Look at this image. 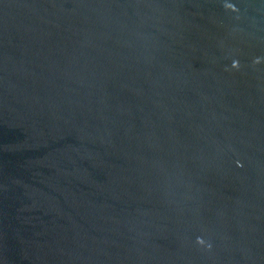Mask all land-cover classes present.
<instances>
[{"label": "water", "instance_id": "1", "mask_svg": "<svg viewBox=\"0 0 264 264\" xmlns=\"http://www.w3.org/2000/svg\"><path fill=\"white\" fill-rule=\"evenodd\" d=\"M0 264H264V0H0Z\"/></svg>", "mask_w": 264, "mask_h": 264}]
</instances>
